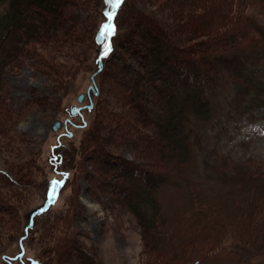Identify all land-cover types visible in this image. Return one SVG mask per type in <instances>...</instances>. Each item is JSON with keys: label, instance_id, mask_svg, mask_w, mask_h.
<instances>
[{"label": "rangeland", "instance_id": "1", "mask_svg": "<svg viewBox=\"0 0 264 264\" xmlns=\"http://www.w3.org/2000/svg\"><path fill=\"white\" fill-rule=\"evenodd\" d=\"M35 9L43 30L27 38L17 56L0 60V254L8 253L6 262L192 264L189 256L200 259L206 250L204 264H260L242 245L232 259L228 248L194 234L181 212L196 203L181 187H164L153 199L158 208L149 204L139 217L131 194L139 195L140 187L130 176L179 168L180 181L187 182L210 173L198 151L176 157L181 144L161 120L157 79L144 84L146 69L161 71L173 56L196 64L207 53L221 58L235 47L244 52L261 45L264 0H125L112 21L118 29L113 50L98 64L94 39L106 41L99 36L107 22L101 13L111 11L106 0H51L47 9ZM224 109L217 102L202 151L264 171V128L246 119L226 121ZM55 120L62 125L56 132ZM32 208L34 214L26 213ZM152 214V225L160 220L161 229H148Z\"/></svg>", "mask_w": 264, "mask_h": 264}, {"label": "trees", "instance_id": "2", "mask_svg": "<svg viewBox=\"0 0 264 264\" xmlns=\"http://www.w3.org/2000/svg\"><path fill=\"white\" fill-rule=\"evenodd\" d=\"M50 1L25 0L24 5L21 0H0V60L17 56L18 49L27 38L34 39L40 34L39 31L43 30L41 26L43 15L35 8L43 6L45 10ZM124 1L122 0L121 5ZM107 11L101 13L102 18L105 17ZM114 19H116V14ZM113 25L114 35L108 37L110 51L113 50V39L118 33L116 24ZM103 42L97 44L94 39L97 49L93 60L97 64L110 53L109 51L107 56L103 55L105 44ZM234 46L235 44L232 47ZM226 48L228 50V47ZM168 52L166 51L164 55H168ZM222 57L207 53V58L198 59L197 57L195 60L197 63L194 64L187 58L181 59L173 56L172 61L163 64L161 71L156 72L155 67H150V64L146 69L148 77H144L143 80H146L144 84L148 83L147 86H151L152 81L157 79L156 89L160 95L161 120L166 129L171 131L173 137L181 144V150L176 151V157L182 152L181 158H190L195 153L194 151H198L203 154L202 161L210 173L202 172L199 180L190 181L191 178H189L187 182L180 181L179 168L170 169L166 174L144 171L141 179H137L138 177L133 174L130 176L131 183L140 187V192H137L139 195L131 194L133 198L137 197L134 200L136 206L133 211L142 217L149 204L147 209L158 208V202L155 203L153 199L161 193L164 187H181L179 190L183 189L185 198L191 200V203H196L194 208L190 205L181 212L183 216H189L192 223L190 227L194 234L210 237L215 241L211 246L214 245L216 249L226 250L225 248H228V251L234 252V255H231L232 259L236 254L235 248L242 245L258 259L260 264H264V171L247 168L245 164L221 162L222 160L217 159L214 153L203 152L200 147L201 138L203 139L207 130L210 129L206 124L211 123L218 115L215 111L217 102L219 104L224 102L225 109L222 117L226 121L234 123L233 120L246 119L264 128V42L261 41V45L257 44L244 52H238L235 47L234 52H228ZM151 75L153 76L149 78ZM227 90L229 92H226ZM214 122L216 121L213 120L212 123ZM211 159H214L212 160L214 164L206 166ZM202 186L205 188L203 189ZM215 189H218V193ZM201 192H206L205 196ZM209 192L211 195H206ZM48 194V190H45V195ZM124 196L128 197V195ZM139 198L143 199L139 200ZM144 198L148 200L144 201ZM201 198L202 200L206 198L207 202L202 203ZM235 204L239 205L241 210L236 211ZM129 205L130 208L133 206L128 202ZM229 208L235 210L236 213ZM33 209H28L26 213L29 212L30 215L33 212L34 214ZM228 210L235 213L237 217L233 226H230L227 221ZM152 219L153 214L149 217L148 229L155 231L158 226L161 229L162 222L156 219L154 220L156 226H154ZM224 225L227 227L225 228ZM28 233L29 231L27 236ZM22 237L20 235L17 240ZM205 251L200 252V259L207 256L208 251ZM197 256H189L192 264L198 259ZM220 257L221 254L216 258L219 260ZM8 258V253H1V264H8L6 262ZM190 259L185 258L184 262L189 263ZM200 259L196 264L205 263L206 258Z\"/></svg>", "mask_w": 264, "mask_h": 264}, {"label": "snow or ice", "instance_id": "3", "mask_svg": "<svg viewBox=\"0 0 264 264\" xmlns=\"http://www.w3.org/2000/svg\"><path fill=\"white\" fill-rule=\"evenodd\" d=\"M121 3H122V0H106V4L111 6V11L105 12L107 22L104 23L99 30V36L102 39H106L114 35L115 27L112 21ZM109 51H110V46L107 43H105L103 46V55L107 56Z\"/></svg>", "mask_w": 264, "mask_h": 264}, {"label": "water", "instance_id": "4", "mask_svg": "<svg viewBox=\"0 0 264 264\" xmlns=\"http://www.w3.org/2000/svg\"><path fill=\"white\" fill-rule=\"evenodd\" d=\"M76 100H77L78 103H82V101L84 100V95L83 94L78 95V97L76 98ZM76 111H77V109L75 107H73L71 109V111H70V114L71 115H74L76 113ZM61 126H62L61 125V122L58 121V120H55L52 123L51 129H52V131H55L56 132V131H58L61 128Z\"/></svg>", "mask_w": 264, "mask_h": 264}, {"label": "bare ground", "instance_id": "5", "mask_svg": "<svg viewBox=\"0 0 264 264\" xmlns=\"http://www.w3.org/2000/svg\"><path fill=\"white\" fill-rule=\"evenodd\" d=\"M29 211V210H28Z\"/></svg>", "mask_w": 264, "mask_h": 264}]
</instances>
